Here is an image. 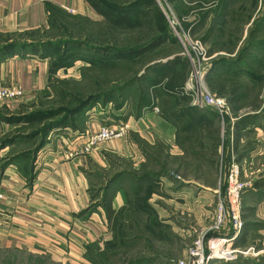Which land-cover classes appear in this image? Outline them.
Instances as JSON below:
<instances>
[{"label": "rangeland", "instance_id": "374dc122", "mask_svg": "<svg viewBox=\"0 0 264 264\" xmlns=\"http://www.w3.org/2000/svg\"><path fill=\"white\" fill-rule=\"evenodd\" d=\"M96 1L102 3V6H108L106 8L110 10L111 17L126 16L132 26L112 25L96 12V17L89 19L59 10L50 18L46 29H30L13 38L16 44L30 41L42 44L49 56V84L25 109V116L19 117L26 125L23 130L27 131L33 149L43 146L57 134L60 126L67 125L69 128L65 131L69 134L64 138L68 141L69 152L74 141L87 131L81 128L94 119L92 115L95 118L105 117V122L99 123V126H118V120H112L116 116H111V110L120 107L121 98L124 100V90L128 91L125 94L128 106L136 104L138 99L144 100L146 95L149 100L153 98L157 106L160 103L167 105L175 102L180 105V95L174 97L159 86L149 92V81H161L158 75L168 68L160 67L162 72L157 71L158 74H155L156 69L147 71L146 68L164 60L169 52L164 48H153L135 56L129 55L127 51L148 43L151 39L147 35L157 36L161 32H169L175 36V31L183 29L184 21L180 17L190 15L193 10L202 19L211 11L205 10L213 9L208 21L195 34L190 33L193 41H198L206 50L209 69L217 62H230L238 57L242 59L248 55L249 50L253 53L244 59L238 74L223 79L227 83L225 85L239 87L237 106L241 110L236 112L234 106L231 108L229 105L228 114L223 119L218 116L219 122L212 120L211 125H204L198 115H190L186 118L187 130L182 129L178 140L181 154L176 152L171 156L170 150L158 143L153 147L144 145V159L137 171L133 170V161H120L110 171L103 172L104 181H98L100 186L92 189L95 199L93 206L101 205L103 210L107 204L111 205L112 196L120 189L118 177L121 175V178L128 180L122 185L121 208H125L121 212L123 224L110 230V240L106 243L107 254L103 260L92 251L93 248L85 251L61 249V255L55 258L20 248L0 249V264H129L131 261L149 258L150 261L147 260L145 264H178L187 261L188 249L200 237H203L208 247L205 258L211 255L207 264H264L262 232L253 233L247 241L235 237L234 241L239 245L232 241L226 242L217 253L208 246L212 239H221L224 234L237 230V217L243 222L245 214L249 217V208L260 206L248 200L247 195H250L254 182L264 177V149H260L264 143V68L256 67L264 62V0H185L193 3L191 6L178 0L175 8H169L167 0H140L138 4H133V0ZM146 1L151 4L146 5ZM149 26L150 29L147 28ZM175 39L178 47L176 51L185 61L184 66H178V69L181 68L174 78L177 80L175 85H180L179 74L185 68L187 79L192 64L182 55L185 48L180 40ZM218 48L224 51L217 52ZM111 91L114 93L112 97L115 104L114 101H108ZM88 101H91L89 107L85 106ZM96 101L105 107L96 104L93 107L96 111L91 110V105ZM105 101L108 102L103 104ZM108 114L112 119L108 120ZM248 114L253 115L254 120L259 117L255 121V128L261 130L262 134L255 135L254 139L250 134H244L240 137L242 142H238V150L241 154L253 148L255 155L251 159L255 160L256 165L246 162L241 170L240 164H229V175L222 186L219 174L223 156L217 145L227 138V130L231 125L229 122L232 120L234 123ZM216 125L221 128L219 135L213 133ZM231 148H235L233 143ZM118 170L122 173H118ZM126 171L131 172L124 173ZM146 174L148 178L144 177ZM260 175L263 176L259 178ZM140 177L145 180L140 179L141 184L135 187L137 181L134 179ZM161 177L166 180H161ZM135 190L139 192L133 195ZM235 191H238L237 198L234 197ZM148 192V204L153 206L149 216L145 213L144 202ZM135 199L143 204L134 206L132 202ZM220 207L224 217L221 225L217 221ZM262 221L259 223L264 226ZM225 250L231 251L230 256L220 258Z\"/></svg>", "mask_w": 264, "mask_h": 264}, {"label": "crops", "instance_id": "0c3cea01", "mask_svg": "<svg viewBox=\"0 0 264 264\" xmlns=\"http://www.w3.org/2000/svg\"><path fill=\"white\" fill-rule=\"evenodd\" d=\"M181 1L186 6L193 4L185 0ZM177 2L178 0H167L169 8H175ZM56 10H65L89 19L96 17V11L86 0H0V86H19L24 91V96L20 100L0 103V191L4 194V198L0 201V249L28 248L39 254H47L51 258L61 255V249L80 251L88 248L99 249L105 247V243L110 240V230L104 210L101 205L93 206L95 199L92 189L100 186L98 181H104V171H110L111 167L117 166L120 161H133L135 166L133 170L137 171L144 159L142 153L144 145L153 147L158 143L169 149L171 156L176 152L181 154L178 140L182 129L187 128L186 118L190 115L219 122L216 114L211 116V108L193 109L184 107L183 103L180 105L177 102L167 105L160 103L157 106L155 102L159 113L153 111L151 103L140 105L139 99L136 104L128 106L125 97L128 91L124 90L125 101L121 98L120 107L111 110V116L116 117L112 119L108 114L107 118L117 119L119 123H128L129 130L125 137L99 144L87 155L69 157L67 149L70 147L64 138L69 134L65 131L69 126L63 125L43 146L33 149L27 131L23 130L26 125L19 117L25 116V109L49 84V56L46 50L40 48L19 49L11 45L15 44L13 38L21 35L22 32L30 29H46L52 11ZM209 10L212 12L213 9H207L205 12ZM193 11L186 17L181 16L180 19L184 21L183 25H188L187 29H183L195 34L198 28L208 21L210 12L199 19ZM170 38H173V34ZM175 42V40L168 41L158 45L157 48H164L169 52V54L167 52L168 56L159 63L178 68V60L172 61L180 57ZM216 51L224 50L218 48ZM247 53L248 55L241 57L242 59L238 57L239 59L230 62L212 64L208 77L218 79L222 85L227 84L223 81L224 77L238 74L240 65L245 62L244 59L253 55L251 50ZM154 64L155 62L150 65ZM261 65L257 69L264 68V62ZM110 100L115 99L113 97ZM227 100L229 102V99ZM93 107L91 110L96 111ZM99 107L105 106L99 105ZM92 118L94 119L85 123L81 130H97L99 125L105 122L103 120L105 117L95 118L92 115ZM257 118L259 117H255V120L250 119L239 131L234 127V123L238 120L234 123L232 120L229 122L231 125L227 135L229 143L235 146L234 149L231 148L230 166L238 163L242 166V170L246 162L252 166L256 165L255 160L251 159L255 155L254 149L240 154L238 142H242L243 139L240 137L244 134H250L253 139L255 135L262 134L261 130L255 128ZM216 127L220 133L221 128L217 125ZM236 135L239 138L234 140L233 136ZM261 145L262 151L264 143ZM238 153L241 157L237 159ZM130 172L124 173L130 174ZM118 173L122 172L118 170ZM240 174L243 176V171ZM262 176L260 175L259 178ZM160 179L166 180L165 177ZM219 179L221 180L220 174ZM263 179L264 177L255 181L249 191L250 195H247L248 200L256 205L259 203L260 206L253 205L249 208V217L245 214L241 229H234L229 232L231 234H224V239L232 238V242L239 245L234 241L235 237H242L247 241L251 239L253 233H264V226L260 224L264 220ZM126 182L128 180L125 177L121 178L120 175L118 179L120 189H117V194L112 196L110 202L114 210L120 209L123 204L122 185L124 186ZM204 190L207 194L206 189ZM149 206L153 208L151 204Z\"/></svg>", "mask_w": 264, "mask_h": 264}, {"label": "trees", "instance_id": "16d2710c", "mask_svg": "<svg viewBox=\"0 0 264 264\" xmlns=\"http://www.w3.org/2000/svg\"><path fill=\"white\" fill-rule=\"evenodd\" d=\"M86 1L96 11V13H98L100 16L103 17L104 21H106V22H108V23H110L112 25L124 24V25H127L129 27L132 26L130 20L126 16H118L117 18L111 17L110 10L106 8V7H108L107 5H103L102 6V3H97L96 0H86ZM134 3L135 4L140 3V0H133V4ZM145 4L149 6L151 3H150V1H146ZM133 6L134 5H132L131 7H133ZM57 11H59V10L52 11L51 17L54 16ZM149 25H151V22L149 23ZM187 27H188L187 24L183 25L184 29H187ZM147 28L150 29L151 27L149 26ZM155 30H156V28H155ZM149 32H152V31H149ZM153 35H147V37L150 36L149 39H151L148 43H145V45L143 44L141 46L132 48V49L128 50L127 53H129V55H135L136 56L137 54H141V53L150 51L153 48H157L158 45H160L161 43H165V42H168L170 40H173V41L176 40L175 39L176 37L174 35H173L172 39L170 38V36L172 34H170L169 32H161V34H158L157 36H153ZM11 47H18L19 49L24 48V49H31V50H36L38 48L46 49V47H43L42 44H38L35 41H30L28 43L26 42V43H22V44H16L15 43V44L11 45ZM41 47H43V48H41ZM10 50H12V49H10ZM177 60H178L177 63L179 64V66H184L183 64H184L185 61H183L182 57H176L172 61H177ZM260 66H262L261 63H259L256 67L259 68ZM160 67H167L168 69H164L163 68L164 70H167V71L163 72L161 75H158V76H160L159 79H162L161 81H158V82H155L153 80L149 81V92H151V90L155 91L156 88L159 86V88L164 89L165 92H167V93H169L171 95H174V97L176 95L177 96L180 95L181 96L179 98L180 99V104L183 103L184 107L198 109V107L190 105V98L188 96L179 94L177 92L178 89L183 85V83H184V81L186 79V76H185L186 74H184L185 68H184L183 73L179 74V80L178 81H179L180 85H175V82L177 83V80H174V78L176 79L177 72L180 70L181 67L178 69V68H172V66L170 64L155 63L154 65H148L146 70L149 71L150 69L154 70L156 68L155 74H158V72L159 73L162 72L161 71L162 69H160ZM208 73H209V71H208ZM208 73H207V76H206V82H207V85H208L209 89L213 93H215V94H217L219 96H222V97L226 96V98L229 99V102H228V100L225 97L224 98L227 100L228 104L230 106H234L233 109L239 110L240 106H237L238 97L240 95V93H238L239 87L231 86V85L230 86L222 85L221 82L218 79H214V78L208 77ZM136 80L137 79H135L134 81L136 82ZM124 88L126 89L127 85H125ZM109 93H110L109 97H111L110 99H112L113 98L112 96L114 95V93L112 91L109 92ZM108 101L112 102V101H115V100H108ZM108 101H105L103 104H105ZM90 102L91 101H88L85 106H88V104ZM97 103L98 102L96 101V103L91 105L90 108H92ZM149 103H151V99L149 100L147 95H146V98L144 100H143V98L139 99V104L140 105H148ZM205 108H207V107H205ZM207 109H209V108H207ZM215 114L217 115V112L215 110L211 109V116L215 115ZM252 118H254L253 115H246L243 118L238 119V121L234 123V127L237 129V131H239L242 128H244L246 123H248V121H250V119H252ZM201 121L204 123V125L205 124L206 125L213 124L212 120L206 119L204 117H202ZM61 123L62 122H60L59 125H61ZM213 133L215 135H219L218 134L219 130H218L217 127H215L213 129ZM238 138H239L238 135H236V137H234V140H237ZM214 146H216V145H214ZM218 147H219V149H221V155L223 156L222 157L223 158V163H222V166H221V173H220V175H221V184L223 186L225 184L226 180H227L228 173H229V164L231 162V155H230L231 154V144L229 143V136L228 135H227V138L225 140H223L221 143H219V145H217V148ZM240 157H241L240 155H239V157L237 156V159L240 158ZM144 177L148 178V174H146ZM145 178H143V179H142V177H140L139 179L135 178L134 181H137V185H135V187H139V183L141 184V182H139V180L141 179V180L144 181ZM222 186H221V188H222ZM137 192H139V191L135 190L132 193H134L133 195H135V194H137ZM149 192H148V194L146 193L145 201H144L145 202V206H146L145 213L147 214V216H149V214H152V212H153L151 206H149V204H148V198L150 196ZM132 203L134 204V206H138L139 204H143V202H141L139 199H135ZM124 209L125 208L122 207V208H120L119 210L116 211L109 204H107L105 206L104 211H105V216H106V219H107V222H108L109 230L117 228V226H122L123 218H122V213L121 212ZM138 213H140V211ZM229 234H231V233H229ZM106 243H105V247H103V248H99V249L98 248H95V249L93 248L92 249V251L96 252V254H98V256L100 255L102 260L106 257V254H107ZM147 260L150 261V258L149 259H141V260L131 261L129 264H145L146 262H148Z\"/></svg>", "mask_w": 264, "mask_h": 264}, {"label": "built area", "instance_id": "2783aa9c", "mask_svg": "<svg viewBox=\"0 0 264 264\" xmlns=\"http://www.w3.org/2000/svg\"><path fill=\"white\" fill-rule=\"evenodd\" d=\"M176 24L175 26H177ZM173 26V27H175ZM175 31V36L180 40L184 46V52L182 55L186 56L189 63L192 64V71L184 81L183 85L178 89V93L188 96L190 98V105L198 108H211L217 112V115L223 119L228 114L229 104L227 100L213 93L206 82V76L210 68L209 57H207L206 50L201 46L198 41H193L191 34L188 30L179 29ZM24 96V91L19 86H0V103L5 101H18ZM151 105L154 112L159 113V109L156 106L153 98H151ZM129 130L128 123H119L118 126L101 125L97 130L86 131L81 134L74 141L73 148L69 150V156H77L87 154L92 151L97 145L110 142L112 140L123 137ZM78 141V144H77ZM237 171V166H235ZM236 175V173H235ZM235 190V189H234ZM235 191V196L238 197ZM4 198V194L0 191V201ZM222 208L220 207V214L218 217V223L223 222L224 217L221 214ZM238 223L237 230L241 229L243 222L240 217L235 219ZM232 241L231 239H212L211 243H208L209 249L213 248L215 252L221 251V245L226 242ZM206 247L203 237H200L187 251V261H180L178 264H207V261L211 258V255L206 254ZM231 254V251H222L220 258H227Z\"/></svg>", "mask_w": 264, "mask_h": 264}]
</instances>
